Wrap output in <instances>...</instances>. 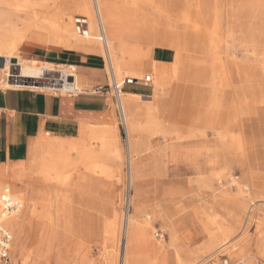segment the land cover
Returning a JSON list of instances; mask_svg holds the SVG:
<instances>
[{
  "label": "rangeland",
  "instance_id": "obj_1",
  "mask_svg": "<svg viewBox=\"0 0 264 264\" xmlns=\"http://www.w3.org/2000/svg\"><path fill=\"white\" fill-rule=\"evenodd\" d=\"M16 2L18 7L23 8L36 0ZM109 2L112 6L116 5L113 9L119 12L118 15L133 13L127 20L119 22L122 26L141 22L146 27L140 39L130 33L120 39L130 46L134 54L153 46L154 34H167L165 28L170 23L174 31L201 34L207 40H212V56L205 61L206 67L212 69L223 60L227 64L226 71H219L216 77L208 76V83L201 81L202 91L199 96L196 94L198 97L194 95L184 99L183 93H170L169 84L177 78L169 64H162L167 70L166 94L158 92L154 95L153 89L159 82L156 83L152 75L153 82L142 86V94L138 93L130 106V119L136 124L135 149L130 146L127 113L123 108L125 121H122L114 94L109 91L121 158L114 160L112 150L107 147L110 158L106 159V163L112 168V164L115 167L117 162L120 171L115 175L110 171L109 175L102 176L90 170L86 174L83 162L68 184L56 182L45 190L47 183L37 175V171L31 169L32 161L26 166L29 171L26 175L22 168H14L13 173L25 179L19 181L18 186L23 191L27 187H35L38 203L36 207L30 206L24 214V231L18 247L12 242L11 264H27V257L38 245L37 232L43 223L52 235L51 245L48 249L44 248L45 257L34 264H123L125 221L129 213H133V200L136 207L142 209L136 215L149 221L151 239L159 244L161 250H168L171 254L170 258H165L163 252L161 256L164 258H158L159 253L152 257L145 255L137 258L136 264H223L226 257L231 264H240L242 257L253 264H264V115L259 119L252 113L250 116L247 108L240 107L231 111L227 108L231 94L226 96L221 93L229 63L246 61L252 67L264 66V21L261 22L264 20V0L199 1L206 10L204 14L189 17L190 23L195 25L192 29L159 10L157 5L169 4V0ZM1 17L0 13L2 24ZM216 22L219 27H214ZM19 25L22 26L21 21ZM36 43L48 47V36L39 32L29 34L20 47L30 48ZM100 54L105 58V64L93 75L102 77L103 81L90 84L82 76V84L91 91H96L99 85L108 84L113 75L109 60ZM1 59L0 85L8 86V83H13L12 76L20 73L18 59H11L10 76L1 70L4 68ZM54 66L57 69L63 67ZM147 73L151 72L148 70L136 77ZM126 75L115 77L121 80ZM47 78L62 80V73L47 72L45 78L38 80ZM17 83L25 84L22 81L14 82ZM26 84L38 85L33 82ZM181 86L184 87V84ZM223 88L230 92V88ZM258 96L256 92L251 95L252 98ZM160 98L162 102H158ZM253 104L264 108V103L258 104L255 99ZM177 108L182 110L177 118L169 117L173 115L172 112H180ZM233 116L234 120L239 121L238 125H227ZM238 135L243 137L240 142L235 138ZM169 143H176L180 147L169 148ZM93 144L102 146L97 141ZM179 149L182 151L181 157L175 159L169 156L173 150ZM133 171L138 174V181L134 183ZM213 172L222 175L214 179L210 176ZM231 174L237 181L234 186L229 182ZM205 179H208L207 182ZM4 190V187L1 188L0 194ZM105 200L119 208L122 215L116 252L107 242L106 233L97 220L98 206ZM179 202L183 204L175 207ZM174 207L177 211L181 208L179 212L182 214L172 220ZM186 208L188 210L184 212ZM148 214L152 217L147 218ZM31 226L35 231L32 232ZM32 241L33 245L29 244ZM236 251L240 255H234Z\"/></svg>",
  "mask_w": 264,
  "mask_h": 264
},
{
  "label": "bare ground",
  "instance_id": "obj_2",
  "mask_svg": "<svg viewBox=\"0 0 264 264\" xmlns=\"http://www.w3.org/2000/svg\"><path fill=\"white\" fill-rule=\"evenodd\" d=\"M199 1L211 0H169V4H158L157 6L159 10L165 11L170 19L182 22L185 27L192 29L195 25L190 23L189 17L204 14L206 10ZM110 5L109 0H36L35 3L27 4L23 8H20L17 6L16 0H0V13L4 22L2 24L0 23V57L4 64V68L1 70L5 71L6 74L10 76L11 59L13 57L17 58L18 66L20 67L18 77H21L22 82L25 83H8V86L15 88L59 89L64 92H77L85 88L82 84V75L78 73L76 66L64 65L62 68L57 69L54 63L50 61L26 59L21 56L20 45L23 40L29 34L37 32L47 35L49 42L48 46L55 48V50L56 48H67L104 54L110 62L111 71L114 76H121L125 73L136 76L137 74L149 70L154 76L155 82H159V85H156L153 89L154 95L158 92L163 94L167 92V70H165L160 63L148 62L143 59L149 56L154 46H164L175 50V60L173 63L169 64V66L174 70L177 79L169 84V91L173 95L177 92H179V94L183 93L182 96L184 99L200 94L202 91L200 82L204 81L208 83V76L210 77L213 75L216 77L219 75V71H226L225 67L227 64L223 60V62L220 61L221 63L219 62V64L212 69L206 67L205 61L212 56V40H207L206 36L201 34L191 35L185 32L174 31L170 23L169 26L165 28L167 34L163 36L154 34V45L148 48L147 51L136 52V54H134L131 52L130 46L127 45V43L123 44L120 39L124 38L127 33H130L133 37L137 36V38L140 39L144 35L146 27H144L141 22L138 25L122 26L119 22L127 20V17H131L133 13L126 12L124 15H118L119 12L114 10L113 6ZM78 13L88 15L91 20L90 28L92 36L89 38L80 36L74 30L73 16ZM22 14L25 15L24 18H22ZM20 21L22 26L19 25ZM100 24L103 25L106 31V46L104 44L103 46V42L101 41V43L98 39L97 31ZM216 26L219 27L217 22L214 27ZM228 66V73H224L225 82L223 87L230 88V92L226 88L222 87L221 89L223 95L231 94L229 97L230 105L227 108L231 109V111L237 110L238 107L244 108L245 110L247 108L249 114L252 113L256 115L254 117L262 119L264 108L255 107L253 102L255 99L258 104L264 103V66L252 67L246 61L237 63L231 62ZM55 71H60L62 73L63 82L60 87L52 85L42 86L45 84L35 82V80L45 78L47 72ZM208 72H210V74H207ZM204 76L206 77L204 78ZM28 82H33L38 85L31 86L26 84ZM181 84H184V87H182ZM210 88L214 89V86ZM255 92L259 94L258 98L251 97ZM137 94L138 93L123 92L121 96L122 106L127 113L126 118L130 133V146L133 149H135L134 129L136 124L130 119V106ZM173 100L174 99H172V101ZM162 101V98L158 99V102ZM174 103L175 102H173V104ZM254 109H256V111H254ZM177 110L180 111L181 109L177 108ZM148 111H150V107ZM181 111L176 113L172 112L173 115L169 117L177 118V115L181 113ZM250 116L252 115L250 114ZM231 120L227 122V125H233L234 123L238 125L239 121L234 120V116ZM105 128L106 129L100 132L99 135L92 137L94 140L93 142L97 141L101 143V147L95 146L93 142H90L91 140L89 141V146H87L86 140L81 139L74 142H60L50 145L42 154L39 152L35 154L30 167L32 170L37 171V175L47 183L45 190L50 189L49 185L52 184L53 186L56 182L68 184L83 162L86 174L89 172L88 170L102 176L109 175L110 171L113 175L120 171L117 162L115 167L112 164V168L106 163V159L110 158L109 153L106 152L107 147L112 150L114 160L115 158H121L117 128L115 129V126H105ZM179 138L180 137H177V139ZM235 138L239 141L242 140L243 137L238 135L235 136ZM11 171H14V168ZM132 173V182L134 183V181H138V174L136 171ZM221 175L222 174L213 172L210 176L214 177V179H219ZM12 177L15 181H0V189L3 187L4 189L9 188L15 197L20 198L24 202L25 207L23 211L18 215L11 216L6 221L13 232V242H15V246L18 247L20 235L24 231V226L22 224L24 214L30 206H37L38 197L36 196L37 190L35 187H27L25 191H23L22 188L18 186L19 181H25L22 176L13 175ZM229 179H231L229 180L231 186L237 184L232 174L229 175ZM207 180L208 179H205L206 182ZM132 204L134 209L133 213H129L125 221V236L122 242L124 247L122 249L123 264H132L131 258H133L134 253L142 250L151 239V232L149 230L151 226L149 225V221L136 215V212H141L142 209L136 207L135 200L132 201ZM128 206V212H130V203ZM98 209L99 213L97 220L98 222L100 221L102 230L106 233L107 242L110 246L114 247V251L116 252L119 247L122 215L118 211L119 208L117 209V207L108 200L101 202ZM179 211H181V208H179ZM151 217V214L147 215V218ZM31 229L33 232V226H31ZM39 230L40 231L37 232L38 245L33 248L31 254L27 257L29 259L27 264H34V262H37L40 258H44V248L48 249L51 245L52 235L49 229H47V225L43 223ZM228 235L227 233V236ZM33 242L34 241L29 244L33 245ZM239 262L240 264H253L252 262L246 261L245 258H240Z\"/></svg>",
  "mask_w": 264,
  "mask_h": 264
},
{
  "label": "crops",
  "instance_id": "obj_3",
  "mask_svg": "<svg viewBox=\"0 0 264 264\" xmlns=\"http://www.w3.org/2000/svg\"><path fill=\"white\" fill-rule=\"evenodd\" d=\"M21 56L26 59L50 61L62 66H76L78 73L90 84L103 81L102 77L93 75L103 69L105 64V58L100 53L67 48L55 50L49 46L34 44L30 48H22ZM143 59L148 62L171 64L175 60V50L154 46L149 56ZM142 86L144 85H127L125 92L142 94L141 88H144ZM108 93L91 91L86 87L77 92H62L59 89L0 85V181H15L12 176L17 175L11 171L13 168H22L24 175L28 174L29 171L26 169L28 163L37 152L42 154L50 145L85 139L89 146L90 142L94 141L92 137L99 135L104 130L103 127L114 126L113 109ZM174 146L180 147L176 143H169V148L175 149ZM181 155V149L173 150L169 154L175 159ZM180 204L183 203L179 202L175 207ZM175 207L172 209V220L181 217L182 214ZM187 208L184 212L188 210ZM181 250L184 251L186 248ZM162 252L165 253V258H170L168 250L166 252L161 250L159 244L150 239L142 250L134 253L131 258L132 264H136L137 258L145 255L152 257L159 253L158 258H164L161 256ZM234 255L240 254L236 251Z\"/></svg>",
  "mask_w": 264,
  "mask_h": 264
},
{
  "label": "built area",
  "instance_id": "obj_4",
  "mask_svg": "<svg viewBox=\"0 0 264 264\" xmlns=\"http://www.w3.org/2000/svg\"><path fill=\"white\" fill-rule=\"evenodd\" d=\"M91 20L86 14H75L73 16L74 30L80 36L89 38L92 36L90 28ZM99 40L106 46V34L102 25L98 30ZM152 82V74L147 73L142 77L126 75L122 80H118L112 75L111 80L106 85H99L98 92L112 91L122 121H125L124 111L121 102V96L127 85L140 84L149 85ZM24 209V202L13 195L9 188H5L0 194V264H11V246L13 242V232L6 221L13 215H18ZM223 264H231L230 259L226 257Z\"/></svg>",
  "mask_w": 264,
  "mask_h": 264
},
{
  "label": "water",
  "instance_id": "obj_5",
  "mask_svg": "<svg viewBox=\"0 0 264 264\" xmlns=\"http://www.w3.org/2000/svg\"><path fill=\"white\" fill-rule=\"evenodd\" d=\"M2 60V59H1ZM3 64V63H2ZM18 74L15 73L13 76H12V79H11V82H17V81H22L21 77H18L17 76ZM25 81H28V80H25ZM36 83H41V84H45V85H52V86H61L62 84V80L60 78L58 79H50V78H47L45 80H36L35 81Z\"/></svg>",
  "mask_w": 264,
  "mask_h": 264
}]
</instances>
